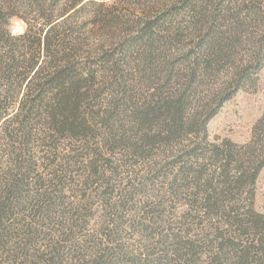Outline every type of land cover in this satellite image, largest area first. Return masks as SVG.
Returning a JSON list of instances; mask_svg holds the SVG:
<instances>
[{"label":"trees","instance_id":"1","mask_svg":"<svg viewBox=\"0 0 264 264\" xmlns=\"http://www.w3.org/2000/svg\"><path fill=\"white\" fill-rule=\"evenodd\" d=\"M83 1L71 0L68 7L77 9ZM144 1L160 6V0ZM205 3L178 0L173 8L193 19L191 29L178 27L176 32L188 29V35L198 36L195 47L204 52V66L191 69L179 92L162 98L156 91L132 106L125 114L129 130L124 131L105 112L86 116L80 111L89 93L80 91L78 82L86 79L69 76L91 71L55 53L62 46L77 51L85 39L51 34L67 21H62L67 11L43 15L38 0H0V264H264V215L253 208V187L264 167V113L246 145L224 140L209 146L197 140L217 108L254 82L253 74L262 65L263 40L254 44V25L240 19L239 12L215 3L208 10ZM33 6L44 17L43 29L34 32L30 26L11 34L14 9ZM99 21L101 30L110 27L111 21ZM244 43L252 46L253 56L241 66L234 54ZM50 52L54 55L47 62ZM200 91L206 97L200 98ZM97 123L108 125V131L99 132L93 127ZM50 133L72 139L102 134L108 147L122 146L124 153L138 158L145 168L140 181L155 185L159 179L166 185L160 202L181 200L184 210L176 233L155 240L144 248L145 254L133 251L121 244L119 225L108 227L118 219V205L110 203L108 218L89 230L90 194L96 190L86 189L96 183L101 153L94 152L88 162L92 173L75 180L85 188L78 191L69 180L81 156L78 150L64 156L52 150L59 137L49 140ZM158 212L163 216L164 210ZM134 226L146 233L144 239L157 235L140 220Z\"/></svg>","mask_w":264,"mask_h":264},{"label":"rangeland","instance_id":"2","mask_svg":"<svg viewBox=\"0 0 264 264\" xmlns=\"http://www.w3.org/2000/svg\"><path fill=\"white\" fill-rule=\"evenodd\" d=\"M38 1L44 5L43 15L50 10L54 11V14L60 13L61 10L67 11L62 17L64 20H57H67L63 23L66 26L60 25L51 34H55L58 39L67 35L72 38L80 35L85 39L77 51L62 46L56 48L55 53L58 57L70 59L69 63L91 71V75L69 76L86 79L78 82L80 91L89 93L80 111L85 110L86 116H90L93 111L105 112L111 118L109 122H118L117 127L123 128L124 131L129 130L125 114L129 113L132 106L141 105L146 97L151 99V94L156 91H161L162 98L170 91L179 92L182 89L180 85L186 82L185 76L190 75L191 69L204 66V52L195 47L198 36L188 35V29L176 32L178 27L191 29L194 22L183 10L173 9L178 0H160V6L144 4L143 0H84L74 10L68 7L71 0ZM205 1L208 10L214 5L211 3L221 4V7L228 6V12H239L237 14H240V19L250 20L254 25V44L263 40V56L261 67L253 74L254 82L238 89L229 100L217 108L216 113L206 122L205 133L197 140L209 146L220 144L224 140L246 145L251 137L253 125L264 113V0ZM238 5L244 6L240 9ZM14 11L16 13L10 18L8 25L11 34L19 35L30 26L34 32L43 29L44 17L35 6L17 7ZM102 19L111 21L108 29L101 30L99 20ZM149 32L153 33V37L148 36ZM52 55L54 54L48 53L45 60L48 62ZM234 55V60L245 66L253 56V48L244 43ZM202 83L212 85L215 82L207 79ZM199 96L206 97L202 91ZM93 127L101 133L108 131L101 123ZM48 136L49 140L59 137L53 133ZM64 137L53 140L52 150H57L61 156L70 154L69 150H78L76 152L81 157L77 158V163L72 166V180H69L72 188L78 191L85 188L76 186L75 180H82L92 173L88 162L95 158L92 156L94 152L101 153L96 159V183L86 189L96 190V194L94 191L90 194L93 199L90 201L93 214L88 222L89 230L99 228L101 220L108 218L111 211L109 206L118 205V219L108 227L119 225V229L123 230L121 244L133 251L145 254L144 248L150 247L155 240L176 233L178 219L184 210L181 200L171 199L167 204L160 202V197H165L166 185L161 186L164 183L161 184L162 180L159 179H154L157 182L155 185L151 180L140 181L145 178V168L138 158L124 153L122 146L108 147L109 145L102 141V134H89L81 139H72L66 135ZM257 177L253 187V208L264 215V167ZM106 203L110 205L107 206ZM161 210H164L163 216L158 212ZM134 220H140L155 228L157 235L144 239L146 233L139 227L135 228L137 221L133 224Z\"/></svg>","mask_w":264,"mask_h":264}]
</instances>
